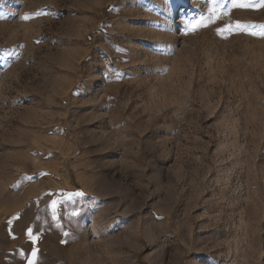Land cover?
<instances>
[{
	"label": "rangeland",
	"instance_id": "1",
	"mask_svg": "<svg viewBox=\"0 0 264 264\" xmlns=\"http://www.w3.org/2000/svg\"><path fill=\"white\" fill-rule=\"evenodd\" d=\"M262 26L231 0H0V264H264Z\"/></svg>",
	"mask_w": 264,
	"mask_h": 264
},
{
	"label": "snow or ice",
	"instance_id": "2",
	"mask_svg": "<svg viewBox=\"0 0 264 264\" xmlns=\"http://www.w3.org/2000/svg\"><path fill=\"white\" fill-rule=\"evenodd\" d=\"M219 3V0H213V5H217ZM264 7V0H259V5H257L254 0H252V2H242V0H231V7L232 8H255V7ZM212 11V10H210ZM25 20L29 19L28 16H25L24 17ZM211 18H209V21H210ZM207 22L208 21H205V19L202 17L201 20L197 23V25H195V27L193 28V30H196V28H202V27H206L207 26ZM241 26L239 24H237V29L238 30ZM264 27V26H262ZM229 30H232L230 27H229ZM249 34H252V35H260L262 37H264V31H261L260 33H249ZM74 195L76 196H83L84 194L82 192H78V193H75ZM57 201H53L52 202V209H53V216H55V213H56V206H57ZM73 215H78V212L74 211L73 212ZM29 236H31V229H29ZM33 257L36 256V250H33V253H32ZM29 264H36V261L33 259V260H29Z\"/></svg>",
	"mask_w": 264,
	"mask_h": 264
}]
</instances>
